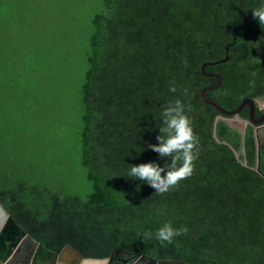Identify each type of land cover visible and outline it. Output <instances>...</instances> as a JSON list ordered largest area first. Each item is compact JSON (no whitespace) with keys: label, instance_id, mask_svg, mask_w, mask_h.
<instances>
[{"label":"trees","instance_id":"obj_1","mask_svg":"<svg viewBox=\"0 0 264 264\" xmlns=\"http://www.w3.org/2000/svg\"><path fill=\"white\" fill-rule=\"evenodd\" d=\"M261 0H103L91 19L80 85V163L91 191L85 198L61 194L36 183L11 186L0 179V202L22 227L47 248L68 244L83 257L102 258L115 250L146 253L187 264H264V144L256 165L253 127L244 150L237 127L203 102L200 91L221 84L206 97L236 108L264 103V25L253 18ZM33 56L36 49L30 48ZM174 85L175 92L169 90ZM187 89V95L184 90ZM180 99L199 137L194 171L164 194L128 177L130 165L161 158L156 144L161 111ZM239 116L248 118L245 106ZM236 124V123H235ZM234 151L246 162L242 165ZM164 222L187 233L171 244L142 234Z\"/></svg>","mask_w":264,"mask_h":264},{"label":"rangeland","instance_id":"obj_2","mask_svg":"<svg viewBox=\"0 0 264 264\" xmlns=\"http://www.w3.org/2000/svg\"><path fill=\"white\" fill-rule=\"evenodd\" d=\"M102 8L103 0H0V179L12 175L7 185L39 183L80 198L91 191L80 163L79 89L91 19ZM62 258L77 260L69 250Z\"/></svg>","mask_w":264,"mask_h":264},{"label":"clouds","instance_id":"obj_3","mask_svg":"<svg viewBox=\"0 0 264 264\" xmlns=\"http://www.w3.org/2000/svg\"><path fill=\"white\" fill-rule=\"evenodd\" d=\"M252 15L260 25H264V0L252 9ZM169 90L175 92L176 88L170 85ZM184 92L188 94L187 89ZM160 115L162 126L156 136L158 143L148 147L159 157L166 158L164 165L160 166L155 161L130 165L127 176L146 182L155 189V193L164 194L192 175L193 162L199 155V137L194 134L186 106L180 99L165 104ZM186 233V227L174 228L171 222H164L154 233L144 232L142 238L145 242L155 239L164 245Z\"/></svg>","mask_w":264,"mask_h":264},{"label":"water","instance_id":"obj_4","mask_svg":"<svg viewBox=\"0 0 264 264\" xmlns=\"http://www.w3.org/2000/svg\"><path fill=\"white\" fill-rule=\"evenodd\" d=\"M236 37H233V41L225 45L226 54L223 58H220L215 61H207L201 65V71L209 76H216L218 81L213 86L203 87L200 91L201 98L203 102L212 105L217 111L218 114L215 116L213 120V131L212 135L215 139L216 130L215 125L217 121L223 120L230 124L232 127H237L241 135V151L244 150V135L245 129L248 124H254L253 133L256 142V165L254 169L259 171V150L264 143V112L260 117H255V102L249 97L243 98L240 104L231 110L225 109L221 107L215 101L206 97V91L213 90L217 88L221 84V76L218 73H207L204 71L205 65H215L221 62H225L229 59V47L233 45ZM244 106H248L249 117L243 118L239 116V112L244 108ZM238 122L240 126H237L235 123ZM235 157L242 164L246 165V162L239 157V152L234 151ZM0 237L1 242H7V250L8 252L12 249H15L14 255L23 251L27 255L26 260H31L32 256V264H37L35 258L47 259L50 260L52 264H68L62 258L64 251H71L74 253L77 258L76 263L74 264H108L112 256L102 257V258H94V257H83L73 246L64 245L59 252L51 250L40 243L38 240L34 239L22 226L18 224L13 215L9 213L3 204L0 202ZM11 250V251H12ZM130 264H187L186 262L179 259H158L152 257L148 254H139L138 257L132 261Z\"/></svg>","mask_w":264,"mask_h":264},{"label":"flooded vegetation","instance_id":"obj_5","mask_svg":"<svg viewBox=\"0 0 264 264\" xmlns=\"http://www.w3.org/2000/svg\"><path fill=\"white\" fill-rule=\"evenodd\" d=\"M258 106H259V108H262L263 111L260 114H258L257 116L255 115L256 118L260 117L261 114L264 112V103L261 102V101H258ZM248 113H249V110H248ZM255 113H256V104H255ZM237 124H239V123L236 122V125ZM248 125H251L253 128L255 126L254 124H248ZM15 220H16V218H15ZM18 224L20 226H22L19 222H18ZM1 238L2 237H0V264H32V260H34V259H32V256L33 255L31 256V260H26V257L25 256L27 254L24 253L23 251H20L19 253L15 254V255H14L15 249H13V250L11 249L12 251L10 250L8 252V250H7V242L2 243L1 242ZM115 252L116 253H119L118 256H115L114 255ZM143 253L132 254V253H129V252H123V251L115 250L110 256H112L111 261L113 260L112 262H115L116 264H118V263H121V264H130L132 261H134L138 257L139 254H143ZM35 260H36L35 262L37 264H52L51 261L50 260H47V259L35 258ZM74 260H75L74 263H76L77 260L75 258H74ZM68 264H72V263H68Z\"/></svg>","mask_w":264,"mask_h":264},{"label":"bare ground","instance_id":"obj_6","mask_svg":"<svg viewBox=\"0 0 264 264\" xmlns=\"http://www.w3.org/2000/svg\"><path fill=\"white\" fill-rule=\"evenodd\" d=\"M206 95V94H205Z\"/></svg>","mask_w":264,"mask_h":264},{"label":"crops","instance_id":"obj_7","mask_svg":"<svg viewBox=\"0 0 264 264\" xmlns=\"http://www.w3.org/2000/svg\"><path fill=\"white\" fill-rule=\"evenodd\" d=\"M63 264V263H62Z\"/></svg>","mask_w":264,"mask_h":264}]
</instances>
